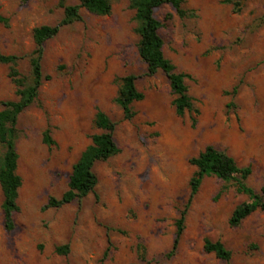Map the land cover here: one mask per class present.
I'll use <instances>...</instances> for the list:
<instances>
[{"label":"rangeland","instance_id":"374dc122","mask_svg":"<svg viewBox=\"0 0 264 264\" xmlns=\"http://www.w3.org/2000/svg\"><path fill=\"white\" fill-rule=\"evenodd\" d=\"M77 3L0 0V54L19 57L15 67L26 82L34 28L55 25L64 6ZM183 7V18L168 4L154 16L165 57L190 75L185 84L197 114L177 115L164 73L146 75L128 0H111L107 15L81 8L78 20L45 42L41 69L49 78L17 119L22 184L12 230L3 226L0 188V264H264V210L230 226L233 209L248 196L214 175L203 178L170 254L196 171L189 158L206 145L250 166L245 182L264 188V0H184ZM9 72L0 62V101L17 99ZM127 74L144 94L129 119L115 101L118 79ZM97 110L116 123L118 152L94 164L92 192L45 208L68 189L73 163L101 131ZM45 130L54 144L43 142ZM206 239L223 243L230 258L206 252ZM60 245L68 252L56 253Z\"/></svg>","mask_w":264,"mask_h":264},{"label":"trees","instance_id":"16d2710c","mask_svg":"<svg viewBox=\"0 0 264 264\" xmlns=\"http://www.w3.org/2000/svg\"><path fill=\"white\" fill-rule=\"evenodd\" d=\"M129 6L134 10L136 31L139 35L137 52L146 64V75L152 76L162 71L168 80V84L174 98L172 100L177 115H183L186 111L198 110L194 108L192 98L188 95L185 79L190 75L176 71L173 63L165 57L163 52V39L159 34L160 21L154 16V10L163 4L170 5L176 14L183 18L189 12L183 7L184 0H128ZM85 8L96 15H107L111 11V0H78L77 4L64 6L63 17L55 25H40L33 30L35 47L32 50L29 61L31 66V78L26 82L20 75L15 64L16 55L0 54V62L10 64V77L17 86L15 100L0 101V145L3 150L0 155V188L2 192L1 210L3 226L6 230L14 227L13 214L18 210L17 197L22 184V179L17 173L18 153L16 150L17 119L21 112L29 107L38 95L39 87L44 79L41 69V59L44 44L54 37L62 26L68 25L80 18L79 11ZM0 20H2L0 18ZM136 76L127 74L118 79L119 87L115 101L121 107L124 118H131L134 113L131 105L135 101L143 99L144 94L136 87ZM192 117V124L195 123ZM94 124L101 131L91 136V142L81 151L78 159L73 163L68 178V189L59 197H49L45 208H57L70 203L74 199L82 198L92 192L97 184V176L93 166L98 161H104L118 152V147L113 138L116 123L103 111L97 110L94 116ZM43 142L52 145L54 140L49 131L43 133ZM189 163L196 167V171L190 179V192L185 209L181 211L176 220L175 238L170 250L172 254L177 248L179 238L183 232V223L187 207L205 176L214 175L224 182L234 181L236 190L246 194L248 200L237 205L228 220L230 226H238L250 214L256 210H264V188L260 192L253 190L245 180L251 173L250 166L240 167L235 159L214 145L208 144L197 155L189 158ZM204 250L214 253L216 257L228 260L230 251L220 241H204ZM68 245H60L55 248L56 253L68 252Z\"/></svg>","mask_w":264,"mask_h":264}]
</instances>
